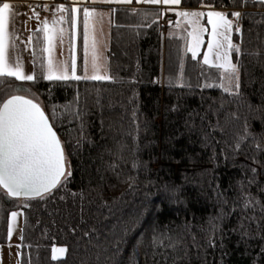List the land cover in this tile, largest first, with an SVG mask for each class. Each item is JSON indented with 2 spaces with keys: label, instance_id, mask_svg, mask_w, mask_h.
<instances>
[{
  "label": "trees",
  "instance_id": "1",
  "mask_svg": "<svg viewBox=\"0 0 264 264\" xmlns=\"http://www.w3.org/2000/svg\"><path fill=\"white\" fill-rule=\"evenodd\" d=\"M179 7L242 14L237 93L215 87L221 70L185 52L186 31L135 4L113 8L109 79L43 80L36 30V80L0 78V103L11 92L40 98L71 173L43 198L22 200L28 207L0 189V245L11 213L24 215L20 264H264V7ZM53 246L67 248L63 258L52 260Z\"/></svg>",
  "mask_w": 264,
  "mask_h": 264
},
{
  "label": "snow or ice",
  "instance_id": "2",
  "mask_svg": "<svg viewBox=\"0 0 264 264\" xmlns=\"http://www.w3.org/2000/svg\"><path fill=\"white\" fill-rule=\"evenodd\" d=\"M82 0H73V4H79ZM92 3L108 4H132L144 3L151 5H179L181 0H91ZM254 3L264 7V0H254ZM210 8L212 6H209ZM49 9L45 8V11ZM81 11L79 7L71 8L64 5L56 6V13L51 21L41 20L38 14L35 18L40 25L36 31L43 33L45 54L41 63L42 79L45 81H68V80H94L101 81L109 79L108 75L102 72V56L97 48L95 37V24L97 12L83 7V50H84V72L82 77L77 74L76 56L71 57V66L67 63L57 64L53 59V41L59 35L63 38L65 28L63 25L69 24L71 29V40L73 49L77 36L78 18ZM135 14V13H133ZM14 6L8 2H0V78H15L16 81L36 80L35 74L29 75L24 71V65L19 57L12 62L9 55V47H15L12 43L14 33L9 31L12 22ZM147 15V13H145ZM176 15L183 18L190 27L185 39V52H190L193 60L197 58L198 50L203 44L204 34L208 31L201 24V19L207 17L210 25L209 39L207 42V52L204 54L203 64L209 68L221 70L220 87L225 91L232 92L239 89V75L237 66L232 61V53L240 52V48L233 44L232 33L234 31L233 22L227 15L219 11L209 10L204 12H176ZM238 20L240 12L232 13ZM235 31L240 32L239 25L235 26ZM32 37H28L31 43ZM91 50L92 73L88 74L89 53ZM35 55V53H33ZM16 91H21L17 88ZM28 91V89H23ZM55 116V110H53ZM247 135V127H245ZM65 150L62 146L54 125L50 123L42 107L31 98L22 95H11L0 103V189H3L7 197L23 198L28 200L43 198L46 194L57 189L62 182V178L71 175L67 170ZM28 207L27 203L24 205ZM247 207V204H245ZM20 213L12 212L8 223L7 235L11 239L13 234V224ZM23 238V237H21ZM153 243H156L154 240ZM67 252L65 247L53 246L51 249L52 260H58Z\"/></svg>",
  "mask_w": 264,
  "mask_h": 264
},
{
  "label": "rangeland",
  "instance_id": "3",
  "mask_svg": "<svg viewBox=\"0 0 264 264\" xmlns=\"http://www.w3.org/2000/svg\"><path fill=\"white\" fill-rule=\"evenodd\" d=\"M27 1V4H33V3H43L44 5V9L38 12L39 17L41 18V20L47 19L49 21H51L53 15L55 14L56 16H59V13H56V6L57 5H64L66 7H69V2H73V0H25ZM81 3H89V5H98L99 7H95V8H91L89 7L90 10H95L97 12V17H96V24H95V37H96V41H97V48L98 51L100 53V55L102 56V63H103V67H102V72L104 74L108 73L107 72V67H108V30H109V25H110V9L113 6H119V5H123V4H108V3H101V2H97V3H92L91 0H82ZM132 4H136L135 2H133ZM130 4V5H132ZM138 4V3H137ZM140 5H149V4H144V3H139ZM160 7H165L166 10L164 12H161L160 14V20L159 22L161 23L160 25L162 26H166L169 23H175L177 25V27L181 30H184L186 32L190 31V27L184 22L183 18L179 17L176 15V17L174 15H169L165 18H163V13H176V12H180L178 10L179 5H171V6H165V5H157ZM103 7V8H101ZM45 8L49 9L48 11H45ZM211 9H206V8H199V10H189L188 12H193V11H198V12H204L205 14ZM18 11V16L16 21V29L18 28L19 31L21 32L24 28V30L26 31V33L28 34L29 32L32 33V40L34 37V33L33 31H35L39 26L38 21L35 17L31 18V16L28 14L27 12V6H25V11L26 13L23 11L22 7H18L17 8ZM187 11V10H184ZM217 11V10H214ZM220 12V11H219ZM223 13V12H221ZM227 15V14H226ZM228 19H230L233 22L234 25V31L232 33V40H233V36L235 31V26L238 25L239 19L237 20L234 16L229 17L227 15ZM77 18H78V24L82 23L83 21V14L81 15L80 13L77 14ZM22 19H23V23H22ZM201 24L208 29L207 32H205L204 37H203V44L201 45L200 49L198 50V55L197 57H200L202 62H203V58H204V54L207 52V42L209 39V33H210V25H208L207 23V17L205 15V17H203L201 19ZM22 24V25H21ZM63 27L65 28V32L63 35V38L61 40V38L59 37V35L54 39L53 41V45H54V49H53V59L57 64H64L67 63L69 65V68L71 66V54L77 56V36H76V40H75V48L73 49V42L71 40V29H70V25L69 24H65L63 25ZM77 26V30H78ZM81 27V26H80ZM22 30H21V29ZM78 34V31H77ZM163 36H165L164 32H163ZM234 44V42H233ZM106 50V51H105ZM77 59V57H76ZM89 66H88V74L91 75L92 73V67H91V50L89 53ZM84 62V61H83ZM234 63V62H233ZM106 69V70H105ZM83 70H84V65H83ZM238 70V67H237ZM85 75V72H83V76ZM238 75H239V70H238ZM82 76V77H83ZM85 80V79H84ZM90 80V79H88ZM221 82H219V84L214 85L215 87H218L220 89H222L223 91H225L224 88L220 87ZM239 89H234L232 92H228L225 91L229 94H235L237 93ZM11 95H22L25 96L26 98H31L34 102H36L37 104H39L41 106L42 102L40 100V98L33 94V93H23V92H11L9 94H7L4 97V100L7 98H10ZM3 100V101H4ZM20 205H24V202L22 200L19 201ZM14 212H18L20 213L19 216H17L14 224H13V234L11 239L8 238V242L5 245H0V264H20V259H21V240H22V230H23V222H24V215L23 212L21 210H17ZM11 219V215L9 216V221ZM65 255V254H64ZM63 255V257H64ZM61 257V258H63Z\"/></svg>",
  "mask_w": 264,
  "mask_h": 264
},
{
  "label": "crops",
  "instance_id": "4",
  "mask_svg": "<svg viewBox=\"0 0 264 264\" xmlns=\"http://www.w3.org/2000/svg\"><path fill=\"white\" fill-rule=\"evenodd\" d=\"M0 2L11 3L14 6V13H18V11H17L18 7H22L23 11L26 13L25 6L27 4V1H25V0H0ZM68 2L70 4L69 8H71L73 6L81 8V11L79 12L80 14L83 13L82 9L85 6H87L88 8L89 7H91V8L99 7L98 5H96V6L89 5V3L73 4V2H70V1H68ZM119 6H131V5L130 4H123V5H119ZM135 6L155 7V8L159 9L160 14H161V12H164L166 10L165 7L163 8V7H160V6H157V5H151V4H149V5H140V4L136 3ZM114 7L115 6H113L110 9L111 11H110V14H109L110 15V25H109L110 27H109V30H108V44H109V40H110V30H111V27H112L111 17H112V11H113ZM101 8H103V7H101ZM178 10L180 12L184 11L180 7L178 8ZM194 10H199V9H194ZM169 15H174L176 17V13H165V14L163 13V18L166 19V17L169 16ZM17 16L18 15H13L12 22L10 23V26H9V31L11 33H14V37H13L12 43L15 44L14 48L11 47V44H10V47H9L10 59H11L12 62H15V59L17 57H19L21 63L24 65L25 73L29 74V75H32V74H34L33 40L31 41V43H28V37L29 36L32 37V33H31L32 31L27 34L26 31L24 30V28H23V30L20 28L22 30L21 32L19 31L18 28L16 29L15 28L16 27V21L15 20L17 19ZM22 23H23V19H22ZM38 26H40V25H38ZM78 26H79V24H78ZM77 31H78V34H79V29ZM78 34H77V38H78ZM83 57H84V50H83ZM83 61H84V58H83ZM83 64H84V62H83ZM83 72H84V70H83ZM106 75H108V73H106Z\"/></svg>",
  "mask_w": 264,
  "mask_h": 264
},
{
  "label": "built area",
  "instance_id": "5",
  "mask_svg": "<svg viewBox=\"0 0 264 264\" xmlns=\"http://www.w3.org/2000/svg\"><path fill=\"white\" fill-rule=\"evenodd\" d=\"M27 6V12L31 17H35V14H38L39 11L44 9L43 3H33V4H28Z\"/></svg>",
  "mask_w": 264,
  "mask_h": 264
},
{
  "label": "water",
  "instance_id": "6",
  "mask_svg": "<svg viewBox=\"0 0 264 264\" xmlns=\"http://www.w3.org/2000/svg\"><path fill=\"white\" fill-rule=\"evenodd\" d=\"M36 103V102H35ZM43 109V108H42ZM67 160V159H66ZM63 179V178H62ZM3 190V189H2ZM4 192V191H3ZM6 194V193H5ZM47 195V194H46ZM10 199L14 200H24L23 198H16V197H9ZM37 199V198H36Z\"/></svg>",
  "mask_w": 264,
  "mask_h": 264
}]
</instances>
